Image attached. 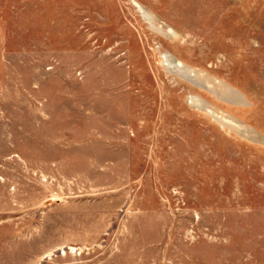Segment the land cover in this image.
I'll return each mask as SVG.
<instances>
[{"label":"rangeland","instance_id":"1","mask_svg":"<svg viewBox=\"0 0 264 264\" xmlns=\"http://www.w3.org/2000/svg\"><path fill=\"white\" fill-rule=\"evenodd\" d=\"M0 264H264V0H0Z\"/></svg>","mask_w":264,"mask_h":264},{"label":"bare ground","instance_id":"2","mask_svg":"<svg viewBox=\"0 0 264 264\" xmlns=\"http://www.w3.org/2000/svg\"><path fill=\"white\" fill-rule=\"evenodd\" d=\"M138 12L140 13V15L144 19L148 20L150 18V16L146 12H144L140 7H138ZM164 61H165L166 64H168V66L170 65L178 73H180L182 75H185V76H187V77H189L191 79H195L197 81H201L202 83H205L208 86H211V82L209 81V79L204 74L200 73L199 71L192 70V69L188 68L187 66L181 64L180 62H176L175 63L173 61V59L170 56H168V55L164 56ZM190 103L192 105H195L198 108H200L204 104L198 98H190ZM207 112H208V114L211 117H213L214 119H217L216 118L217 114H216L215 111H213L212 109L208 108ZM218 120H220V119H218Z\"/></svg>","mask_w":264,"mask_h":264}]
</instances>
